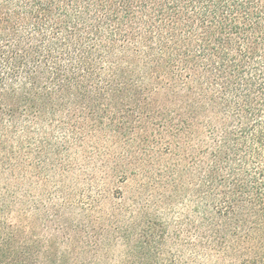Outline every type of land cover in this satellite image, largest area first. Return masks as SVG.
<instances>
[{"label":"trees","instance_id":"1","mask_svg":"<svg viewBox=\"0 0 264 264\" xmlns=\"http://www.w3.org/2000/svg\"><path fill=\"white\" fill-rule=\"evenodd\" d=\"M117 246L264 264V0H0V264Z\"/></svg>","mask_w":264,"mask_h":264},{"label":"rangeland","instance_id":"2","mask_svg":"<svg viewBox=\"0 0 264 264\" xmlns=\"http://www.w3.org/2000/svg\"><path fill=\"white\" fill-rule=\"evenodd\" d=\"M70 179V178H69ZM60 182V181H59ZM55 180H51L48 183H38L35 185L36 187L30 188L28 184L25 183L23 187V192L21 193L22 197L19 198L18 201L21 200V208L26 209V211H35L34 209H48L51 207L52 203L59 197H63V195L67 193H71L72 186L69 181L59 183ZM81 182L79 187H81ZM77 187V185L75 186ZM25 195H28L24 201ZM42 215H37V217H41ZM178 220V219H177ZM9 223L17 222V215H10L8 218ZM38 227H41V221H38ZM39 229V228H38ZM39 233L40 230H39ZM125 250L123 247H115L112 250H108L105 255L109 257L103 264H122L123 262L127 264L129 261L125 257Z\"/></svg>","mask_w":264,"mask_h":264}]
</instances>
